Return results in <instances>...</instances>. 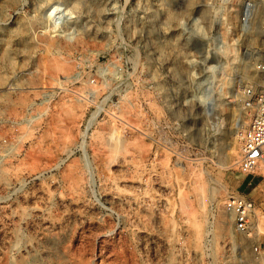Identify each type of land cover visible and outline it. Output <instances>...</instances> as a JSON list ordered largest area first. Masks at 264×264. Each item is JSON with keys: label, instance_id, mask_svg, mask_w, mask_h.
<instances>
[{"label": "rangeland", "instance_id": "1", "mask_svg": "<svg viewBox=\"0 0 264 264\" xmlns=\"http://www.w3.org/2000/svg\"><path fill=\"white\" fill-rule=\"evenodd\" d=\"M0 3V264H264V0Z\"/></svg>", "mask_w": 264, "mask_h": 264}, {"label": "built area", "instance_id": "2", "mask_svg": "<svg viewBox=\"0 0 264 264\" xmlns=\"http://www.w3.org/2000/svg\"><path fill=\"white\" fill-rule=\"evenodd\" d=\"M245 93L246 104L254 109V113L248 126L239 133L241 142L239 166L244 173H251L261 166L264 167V89L248 87ZM80 95L87 98L83 94ZM225 208L233 217L237 231L251 233L253 229L258 228V224L255 223L256 203L253 199L241 194L232 195L227 199ZM254 250L257 254L261 252L259 245L255 246Z\"/></svg>", "mask_w": 264, "mask_h": 264}, {"label": "bare ground", "instance_id": "3", "mask_svg": "<svg viewBox=\"0 0 264 264\" xmlns=\"http://www.w3.org/2000/svg\"><path fill=\"white\" fill-rule=\"evenodd\" d=\"M1 4H2V3H0V6H1ZM0 9H1V8H0ZM259 53H260L262 56L264 55V54H263V50L259 51ZM256 54H257V53H256ZM260 54H259V55H260ZM257 55H258V54H257ZM202 57H203V59H204L205 61H207V58H208L207 55L204 54V55H202ZM259 57H260V56H259ZM9 62H11V61H9ZM260 64H261V63H260ZM260 64H259V66L261 67V72L264 73V63H263L262 65H260ZM212 66H213V65L210 64L208 67L211 68ZM255 67H258V65H256ZM255 81H256L257 85L259 86V88L264 89V75H262V76H260V77H259L258 75L255 76ZM244 119H245V118H244ZM246 119H247V118H246ZM237 154H238V153H237ZM237 154H236V155H237ZM194 224H197V223H194ZM197 225H198V226H197ZM197 225H193V226H195V227H196V226L199 227V224H197ZM221 226H222V225H221ZM200 227H201V226H200ZM200 227H199V228H200ZM223 227L226 228L225 226H223ZM223 227H222V228H223ZM199 228H198V229H199ZM220 228H221V227H220ZM201 229H202V228H201ZM201 229H200V230H201ZM196 230H197V229H196ZM221 230H222V229H221ZM223 231H224V230H223ZM198 232H199V230H198ZM198 232H197V234H198ZM201 232H202V231H201ZM221 232H222V231H221ZM198 235L200 236V234H198ZM196 238L199 239L200 237L198 238V236H197ZM54 240H56V239H54ZM197 242H198V241H197Z\"/></svg>", "mask_w": 264, "mask_h": 264}, {"label": "crops", "instance_id": "4", "mask_svg": "<svg viewBox=\"0 0 264 264\" xmlns=\"http://www.w3.org/2000/svg\"><path fill=\"white\" fill-rule=\"evenodd\" d=\"M261 246H264V242H263L262 245H260L259 247H261Z\"/></svg>", "mask_w": 264, "mask_h": 264}]
</instances>
